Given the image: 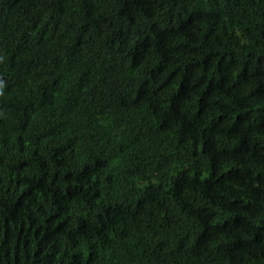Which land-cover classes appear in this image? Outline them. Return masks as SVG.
I'll list each match as a JSON object with an SVG mask.
<instances>
[{
  "label": "trees",
  "instance_id": "trees-1",
  "mask_svg": "<svg viewBox=\"0 0 264 264\" xmlns=\"http://www.w3.org/2000/svg\"><path fill=\"white\" fill-rule=\"evenodd\" d=\"M0 264H264V0H0Z\"/></svg>",
  "mask_w": 264,
  "mask_h": 264
}]
</instances>
